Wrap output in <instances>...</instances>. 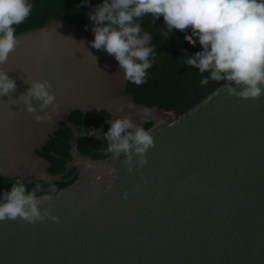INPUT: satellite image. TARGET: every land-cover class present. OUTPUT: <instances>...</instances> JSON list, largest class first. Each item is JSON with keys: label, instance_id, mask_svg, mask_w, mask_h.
<instances>
[{"label": "water", "instance_id": "obj_1", "mask_svg": "<svg viewBox=\"0 0 264 264\" xmlns=\"http://www.w3.org/2000/svg\"><path fill=\"white\" fill-rule=\"evenodd\" d=\"M94 23L49 19L15 35L20 43L0 65L17 85L0 97V177L26 185L76 177L41 206L51 207L59 224L0 221V264H264V95L242 100L224 82L184 114L138 104L114 56L91 47ZM40 79L52 83L60 105L51 123H37L17 101L25 80ZM75 111L103 119L97 135L79 132L68 120ZM123 117L152 123L147 166L129 172L123 154L93 159L78 152L82 137L107 151L102 134ZM60 123L72 133L70 159L51 174L37 151Z\"/></svg>", "mask_w": 264, "mask_h": 264}, {"label": "clouds", "instance_id": "obj_2", "mask_svg": "<svg viewBox=\"0 0 264 264\" xmlns=\"http://www.w3.org/2000/svg\"><path fill=\"white\" fill-rule=\"evenodd\" d=\"M31 10L28 0H0V65L7 63L10 53L20 43L13 25L23 23ZM147 14L156 20L162 16L168 32L190 29L185 40L192 46L198 40L203 51L187 55L185 63L201 74L210 73L212 81H226L223 86L230 96L256 100L264 95V0H103L88 13V18L95 22L91 47L114 56L124 70V79L138 86L146 82L147 70L152 67L149 57L153 49L147 46L150 34L141 35V25L135 22ZM42 44L47 49L48 40ZM24 82L29 87L17 99L18 104L23 105L20 111L32 114L37 123H51L59 118L60 105L56 103L52 83L47 79ZM200 83L207 85L209 77H204ZM16 87L15 79L0 67V97L11 96ZM50 107L49 113L46 110ZM128 107L131 109L132 105ZM147 115L150 113H145ZM152 130L137 125L131 117H123L112 120L108 131L102 135L108 141L107 151L113 158L123 154L124 164L131 172L147 166V153L155 148ZM97 132L95 128L86 129L83 135H97ZM115 172L113 168L110 174ZM101 179L96 176L97 181ZM39 190L37 186L29 191L22 178L16 179L11 190L0 195V221L19 219L22 223L36 224L51 220L59 224L60 219L53 215L51 207L41 211L43 204H50L58 196L38 197ZM55 192L52 185L49 193ZM128 196L125 192L123 198L126 200Z\"/></svg>", "mask_w": 264, "mask_h": 264}, {"label": "trees", "instance_id": "obj_3", "mask_svg": "<svg viewBox=\"0 0 264 264\" xmlns=\"http://www.w3.org/2000/svg\"><path fill=\"white\" fill-rule=\"evenodd\" d=\"M28 2L32 5L31 13L23 23L13 25L15 35L41 27L52 18H66L78 23L86 22L89 20L88 13L96 5L103 3V0H87V3L84 0H28ZM135 22L141 25V35L145 32L154 35V39L149 45L153 49V53L149 57L152 67L147 70L146 82L139 86L127 82L126 93L132 94L136 103L145 104L148 107L158 105L163 110L173 109L184 114L226 82L212 81L210 73L201 74L198 69L185 63L187 55L194 56L195 53L203 51L198 40L195 46L185 40V35L190 34V29L185 32L177 29L168 32L163 17L156 20L151 14L143 16ZM204 77H209L207 85L200 83ZM68 120L74 123L82 134L86 129L100 128L103 123L102 118L92 119L82 115L79 111L72 112L68 116ZM144 127L150 129L152 123L148 122ZM71 139V131L63 123H60L45 146L37 151L40 156L49 161V173L60 174L65 170L66 162L70 159L68 143ZM77 147L80 154L93 159H104L111 155L104 149L102 142L92 138H79ZM73 172L74 168L70 169L64 178H68ZM74 179L67 183L41 182L38 185H27V188L32 191L39 186L40 190L37 192V196L55 194L70 185ZM15 180L0 177V189L4 192L10 191ZM52 185L56 188L55 193H49V188ZM2 194L0 193V195ZM0 202H2V197H0Z\"/></svg>", "mask_w": 264, "mask_h": 264}]
</instances>
